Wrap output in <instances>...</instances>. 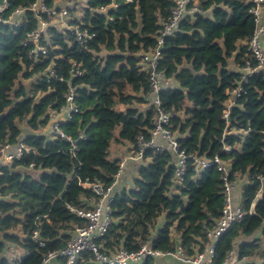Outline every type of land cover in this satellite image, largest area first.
<instances>
[{"label": "trees", "instance_id": "trees-1", "mask_svg": "<svg viewBox=\"0 0 264 264\" xmlns=\"http://www.w3.org/2000/svg\"><path fill=\"white\" fill-rule=\"evenodd\" d=\"M7 1L4 16L17 8L26 11L20 24H0V147L10 143L16 148L23 141L30 150L0 166V264H41L86 222L77 210L92 209L100 199L85 183H113L121 168L113 146H136L140 135L150 138L157 108L150 103L141 54L157 47L159 16L169 17L174 2L117 0V8L100 12L95 8L111 0H90L82 18L70 20L96 34L89 47L81 50L73 43V30L50 27L41 37L47 57L34 61L32 45L24 41L40 24V16L29 9L35 0ZM55 1L45 0L60 7ZM194 5L199 9L181 19L162 44L159 67L171 84L160 92L161 108L172 113L170 128L181 150L208 159L219 155L228 164L231 179L243 189L239 203L248 211L260 186L256 176L264 174V67L248 76L230 109V124L224 110L246 61L256 63L248 50L256 26L254 3L190 0L188 6ZM51 62L64 80L48 77ZM73 62L83 74L73 76ZM69 85L77 110L60 124L65 136L41 131L50 112L67 103ZM81 133L86 138L75 148L68 136ZM137 161L132 185L117 190L111 203L105 250H135L148 239L162 250L174 248L178 239L189 254L203 250L225 202L217 165L198 175L194 159H188L182 185H177V155L171 149H149ZM255 211L221 236L214 264H223L235 246L240 264H264V197ZM161 217L164 222L157 224ZM14 250L17 256H10ZM76 264L98 262L86 251Z\"/></svg>", "mask_w": 264, "mask_h": 264}, {"label": "built area", "instance_id": "built-area-1", "mask_svg": "<svg viewBox=\"0 0 264 264\" xmlns=\"http://www.w3.org/2000/svg\"><path fill=\"white\" fill-rule=\"evenodd\" d=\"M87 6L90 0H84ZM133 0H125V2H132ZM173 6L171 7V15L169 17L159 16L161 27L158 30V45L154 50L143 52L141 54V65L147 72L150 82V103L154 104L157 108L154 127L152 128L150 138L146 139L143 135L138 137L136 146L132 145L133 159L141 160L147 150L152 149L155 151H162L165 148L171 149L177 155V172H176V184L182 185L184 174L187 170L188 159H194L195 170L198 175L206 168L213 164L217 165L218 170L222 172L224 183L225 202L221 217L217 220V224L214 229L207 232L208 241L205 243L203 250L196 251L193 254H189L181 245L179 239L176 240V245L172 249H158L155 247L153 241L148 239L140 242L139 248L135 250H129L124 246L115 248L113 250L106 251L104 248V239L109 231L112 223V207L111 203L116 193L115 186L118 182V177L121 172L114 177V181L107 187H104L100 183L86 182L85 185L92 188L100 199L94 203L92 209L77 210V214L83 218H86V222L80 226H77L74 230L73 236L67 243L59 248L57 251L48 254L41 264H56V260L60 258L66 259V264H76L83 253L86 251L91 252L94 255L98 264H159L160 260L166 261L168 264L173 262H179L181 264H214L215 260V248L216 244L221 236L229 230L235 223L244 219L247 215L254 214L256 204L264 197V174L259 173L256 179L260 181L259 189L256 193V197L252 203L251 208L245 211L243 205L236 200L235 192L239 185L230 177V171L228 164L219 156L215 155L214 158L208 159L204 157H198L193 154H186L184 150L180 149L179 137L170 128V122L172 113L166 112L161 108L160 92L170 87L171 80L165 76L163 70L159 67V62L162 57L161 48L164 42V38L173 33L177 28L178 23L189 12L198 10L199 8L194 5L189 7L190 0H173ZM254 6L251 9L255 17V29L252 36L248 41V50H250L256 61L252 64V61L248 59L242 70V80L238 85L230 90V98L228 100L227 109L224 110V117L230 124L229 116L230 109L237 97L241 96L244 90V83L247 82V78L259 72L264 67V24L262 22V12L264 7V0H252ZM77 0L74 1V7H76ZM119 2L117 0H111L109 3H102L95 9L100 12H106L109 7L117 8ZM9 8V3L6 0L4 5H0V24H20L26 9L17 8L9 16H4V12ZM31 11H34L40 16L39 26L31 29L27 32L24 41L25 45H32L29 49V57L34 61L45 60L48 54V48L46 45L41 44L42 35L50 27L69 28L75 33L73 43L80 46L81 50H86L90 42L96 34L90 33L88 29L82 28L80 25L68 24L70 8L67 6L51 7L45 0H35L29 7ZM48 14L49 18H44L42 14ZM110 19H113L110 18ZM63 25V26H62ZM47 67L48 77L58 80H64V76L58 73V70L53 68L54 63H49ZM73 76L83 74L80 64L73 62L71 69ZM75 97L74 87L69 85L67 93V103L63 104L58 110L50 112L49 123L52 124L53 129L61 136H65V133L60 128V124L63 121H68L72 118V112L76 111V107L73 104ZM48 123V124H49ZM250 130V129H249ZM86 138L84 133H81L79 138H72L68 136V139L72 141L73 146L76 148L79 139ZM12 144L5 143L0 147V166H6L11 164L16 158H20L24 151H29L30 148L21 141L16 149L11 152ZM225 149V148H224ZM123 164H121L122 167ZM243 189L239 190V197ZM236 247V246H235ZM229 251L223 264H240L238 259V252L236 248ZM247 257H244V260Z\"/></svg>", "mask_w": 264, "mask_h": 264}, {"label": "crops", "instance_id": "crops-1", "mask_svg": "<svg viewBox=\"0 0 264 264\" xmlns=\"http://www.w3.org/2000/svg\"><path fill=\"white\" fill-rule=\"evenodd\" d=\"M67 21H69V19ZM262 22L264 24V7H263V12H262ZM263 47H264V37H263ZM48 126H49V124H48ZM43 128L41 129V131H46L48 129L52 130L51 127H48L46 130H43ZM26 133H28V130L26 128H24L23 134L25 135ZM115 147H117L116 152L115 153L113 152L112 154L114 155V157L115 156L120 157L121 164H123L121 167L120 175L118 177V182L115 186L116 191L117 190L120 191V190L127 188V187L132 185V181L138 172L139 161L133 159L132 156L134 153L132 152V146L131 145H119L118 144ZM120 147H126V151L125 150L122 151V149ZM226 148L228 149V151H230V149H231L230 146H228ZM15 149H16L15 147H12L11 152H13ZM244 183H248V179H246L244 181ZM236 200L240 201L239 187H238L237 193H236ZM157 224H162V222L161 223L158 222ZM159 264H168V263L164 260H160ZM172 264H181V263L173 262Z\"/></svg>", "mask_w": 264, "mask_h": 264}, {"label": "rangeland", "instance_id": "rangeland-1", "mask_svg": "<svg viewBox=\"0 0 264 264\" xmlns=\"http://www.w3.org/2000/svg\"><path fill=\"white\" fill-rule=\"evenodd\" d=\"M74 1L75 0H56L55 2H56V4H58V5H60V6H67V8L69 7L70 8V15H69V23L68 24H70V20H71V18H82V16H83V14H84V11H85V9L88 7L87 6V3L84 1V0H77V3H76V7H74ZM63 26V25H62ZM66 26V25H65ZM65 26H63V28H65ZM48 127H51L52 129H53V127H52V124L50 125V123H49V126L47 125V126H45L44 128H43V130H46ZM116 146V145H115ZM115 146H113V148H112V153L114 152H116V148L117 147H115ZM121 149H122V151L123 150H125L126 151V147H120ZM129 150V149H128ZM132 150H133V147H132ZM226 151V150H225ZM228 151V150H227ZM127 153V152H126ZM158 222L159 223H161V222H164V217H161V218H159V220H158ZM17 254H18V251H13V252H11V255L10 256H17Z\"/></svg>", "mask_w": 264, "mask_h": 264}, {"label": "water", "instance_id": "water-1", "mask_svg": "<svg viewBox=\"0 0 264 264\" xmlns=\"http://www.w3.org/2000/svg\"><path fill=\"white\" fill-rule=\"evenodd\" d=\"M6 0H0V5H4ZM229 120L231 121V117L229 116Z\"/></svg>", "mask_w": 264, "mask_h": 264}]
</instances>
